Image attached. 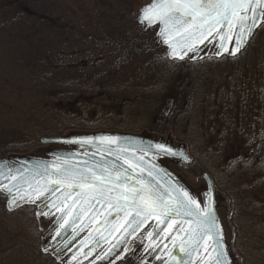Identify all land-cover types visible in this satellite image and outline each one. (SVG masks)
<instances>
[{
    "label": "rangeland",
    "instance_id": "374dc122",
    "mask_svg": "<svg viewBox=\"0 0 264 264\" xmlns=\"http://www.w3.org/2000/svg\"><path fill=\"white\" fill-rule=\"evenodd\" d=\"M17 1L0 0V158L46 157L64 148L40 139L69 134L167 136L191 158L171 171L190 189L211 178L232 264H264V21L238 54L170 61L157 29L137 23L148 0H64L73 12L62 22L79 29L49 39L6 31ZM37 71L69 86L59 108L36 109L21 86ZM35 209L8 211L0 194V264H58L42 251L50 221ZM142 243L114 264H159L138 256Z\"/></svg>",
    "mask_w": 264,
    "mask_h": 264
},
{
    "label": "snow or ice",
    "instance_id": "6c2138e0",
    "mask_svg": "<svg viewBox=\"0 0 264 264\" xmlns=\"http://www.w3.org/2000/svg\"><path fill=\"white\" fill-rule=\"evenodd\" d=\"M258 9H264V0H154L138 13V19L145 28L157 29L160 43L170 49L168 54L174 59H184L188 52H196L198 50L196 45L203 44L209 37L213 39L218 37L219 48L229 52L230 55H235L247 36L251 35L252 29L264 16V11L258 13ZM229 44H233L234 47L230 49ZM98 139L101 143L116 144L120 137L101 136ZM78 142L91 144L93 141L88 138ZM154 147L159 155H182L160 143L155 144ZM119 151L123 152L124 149ZM121 158L118 152L116 159ZM184 159L187 158L184 157ZM143 162V156L135 158L133 154V159L124 160L127 168L123 169L117 165H89L87 161L80 168L53 166L52 171L46 173V185L41 186L39 180L35 187L30 184L32 191L28 195L38 200L45 193L54 194L55 190L47 185L63 186L64 191L57 198L60 203L54 201L50 203V206L61 212L62 215L58 219L71 216L75 211L76 216L72 220L75 225L89 212L94 214L91 218L94 220L95 215L101 211H107L108 215L117 214L112 229L115 231L124 227L120 224L121 216L119 215L123 213L124 224L127 225L124 231L127 236H134L150 218L159 221L160 217L168 218L170 213L194 216L196 227L190 229V235L186 237L190 243L189 250L185 254L190 256L193 251L198 250L206 236L211 237L214 234L217 238L214 240L215 247L212 251L217 252L216 264H221L219 259L221 253L218 249L223 248L222 237L211 208H201L200 203L190 197L187 191H183L181 195L180 189H174L176 196H173L167 188L160 192L156 188L159 181L152 184L144 178ZM68 163L64 161L65 165ZM147 174L152 176V170L149 169ZM4 190L12 192V188L7 186ZM68 199H72L71 204L66 203ZM16 202L17 196L13 195L10 206ZM41 214L48 215L47 212ZM129 216H132L131 220L128 219ZM103 223L106 225L107 220ZM168 227L172 225L169 224ZM80 230L83 231L84 228L81 227ZM59 235L60 233L57 232V236ZM152 235V232L148 233V237ZM121 239H124L123 235ZM181 244L183 245V239ZM112 247L109 248V252L112 251ZM125 250L121 249V251ZM205 250L207 251V248Z\"/></svg>",
    "mask_w": 264,
    "mask_h": 264
},
{
    "label": "water",
    "instance_id": "95a60500",
    "mask_svg": "<svg viewBox=\"0 0 264 264\" xmlns=\"http://www.w3.org/2000/svg\"><path fill=\"white\" fill-rule=\"evenodd\" d=\"M154 2V0H148L143 6H141L137 10V22L138 24L144 29H150L145 28L144 25L139 23L138 19V13L142 11L145 7H147L150 3ZM264 11V9H258L257 12L260 13ZM264 20V16L261 17L260 21L258 22L257 26ZM254 27L252 29L251 35L247 36L245 41L243 42L242 46L240 47L239 51L236 52L239 53L248 43L249 39L253 35L255 29ZM226 31V29H225ZM156 37L158 42L160 43V38L156 33ZM212 43L215 44V56L219 57L222 54H229L227 51H223L219 48V38L213 39L212 37H209L208 40H206L203 44H197V51L196 52H188L184 58L187 60H195L201 56H203L207 49L209 48V44ZM161 44V43H160ZM167 51V58L168 60H181V59H174L171 56H169L170 49L167 48L166 45L161 44ZM228 47L231 49L234 47L233 44H229ZM101 136H114V137H120V140L116 144H106L101 143L99 141V137ZM149 135L145 134L142 136L138 135H132V134H122V133H108V132H97V133H91V134H83V135H76V134H69L67 136H58V137H52V138H42L40 141L41 143L47 144V145H57L61 146L63 148H81L85 146H94V145H100L102 147H105L103 149V152L106 154V156L102 157H96L94 155H87V156H81L77 154L76 152L68 151V150H49L47 152L48 157H36V156H30V155H10L7 157L0 158V192L6 197V208L8 210H13L15 207L29 203V202H35L38 203V207L36 208V215L42 219H48L52 216L58 214L56 216V220L54 224L52 225L51 229L56 226L61 219H58L61 217V212L57 211L55 207L50 206L51 202L60 203V200L57 198L60 197L64 191L63 186L58 185H47L48 187H51L54 189L53 193H45L43 196L40 197V199H35V197H30L28 195L29 192L32 191V187L36 186V182L39 180L41 186L46 185V173H50L52 171L53 166H63V167H69V166H75L76 168L82 167L85 161L89 165L97 164V165H117L120 168L123 169L122 165L117 162L114 157H116L117 153L121 155L123 159H131L132 156L129 154L122 153L120 151H113L108 148L112 149H124L126 151H132V152H143L147 155H154L158 156L160 158H169V159H176L181 162L190 163L191 158L186 154L185 147L183 145L178 144L176 147H173L171 144H169V137L166 138L165 141L162 139L159 141H151L149 139ZM92 139L91 144H84L79 143L78 141H82L84 139ZM70 141H77L75 143ZM160 143L164 146L170 148L173 152L180 153L182 155H159L158 150L154 147L155 144ZM152 145L153 147H149ZM186 157L187 159H184ZM64 161H68L69 163L67 165L64 164ZM146 170L149 169L152 170V175L157 178L158 180L162 181L167 188H169V191L172 192L173 196H176L177 193L174 191V189H177V187H180L183 190H186L185 187L181 184L179 180H174L173 178V184L167 179V177L170 176V174L163 168L155 169L151 168L149 165H146ZM14 177V179H12ZM171 177V176H170ZM201 178L206 184V190L204 192V199H203V205L204 207H210L212 210V213L215 216L216 223L219 226V232L222 237L221 243L223 245L222 249H218V251L221 253L219 259L221 261V264H232L231 256L229 255V252L227 250V246L225 244L224 240V234H223V228L220 223L219 217L217 215L216 211V201H215V191L213 184L208 176L207 173H203ZM147 180V179H146ZM148 181V180H147ZM151 182V181H149ZM152 183V182H151ZM32 185L30 187L29 185ZM5 186L12 188V192L9 193L4 190ZM71 191V189H69ZM160 192H163L160 190ZM17 196V202L15 204H12L10 206V201L12 200V196ZM182 195V192H181ZM20 197H24L21 199ZM67 204L72 203V199H68L66 201ZM42 212H47L48 215H42ZM102 212V211H101ZM101 212L98 214L100 215ZM93 213L89 212L86 216L82 217L83 222L81 226L79 227L78 231L73 234V236L70 237V239L66 242L65 245H63L61 248L56 249L51 252V256L53 258H57L59 253L64 250L68 245H70L76 237L82 232L80 230L81 227L84 228V230L90 225L95 223L96 218L98 215H95V219H91L93 217ZM116 213H112V215H108L107 211H105V215L101 217L100 222L94 224L95 227L89 231L79 242H77L67 253L66 255L58 258L59 264H84L87 261H89L91 258H93L89 264H109V261H111V264H113L123 253L124 251H121V249H126L128 245L130 244V241L138 235L142 230L146 228V225L154 220L149 219L144 225H142L135 233L134 236H127V234L124 232L121 234L118 238L111 241L112 235L118 230L113 231V225L115 223V216ZM121 216L120 224L123 222V213L119 214ZM76 212L74 211L71 216H69V227H74L75 225L72 223V220L75 218ZM81 219V220H82ZM129 220L132 219V216H129ZM190 220L188 227L184 231V233L179 234V236L175 239H171L167 241L164 244L158 245L155 250L151 253L149 258L147 259L148 263H152L159 258L163 259L161 264H183V262H187V264H216L217 259V252L212 251V248L215 247L214 240L217 238L214 234L211 237L206 236L204 238V241L200 244L197 251H193L190 256L186 255L185 253L189 250V240L186 239L188 235H190V229L195 228V217L194 216H184V215H175L174 213H170L168 218L160 217L159 220L164 222L163 227H167L169 224H177L179 221L185 222L186 220ZM107 220V224L105 225L103 222ZM80 222V221H79ZM125 227L127 225L125 224ZM132 227L134 228L135 225L133 224ZM83 230V231H84ZM131 231V229H128ZM50 231V230H49ZM45 232L42 234V239H45L48 235V232ZM111 233V234H109ZM124 236V239H121V236ZM60 236H56L52 243L45 244L43 246V251H45V248H47V251H49L52 248V244H55L60 239ZM157 239H159V234L154 235L152 237V240L149 245V249L146 251L147 253L152 249V247L156 244ZM183 239V245L181 244V240ZM125 240L127 241L125 243ZM84 241L85 243L82 244L81 242ZM110 241V242H109ZM119 241V243H117ZM210 242L209 247L207 248V242ZM115 245V247H112ZM112 247V251L109 252V248ZM182 248L184 249L182 251ZM207 248V251L205 250ZM102 251L97 255V251ZM46 252V251H45ZM75 256V259L73 257ZM95 256V257H94Z\"/></svg>",
    "mask_w": 264,
    "mask_h": 264
},
{
    "label": "flooded vegetation",
    "instance_id": "af4514ba",
    "mask_svg": "<svg viewBox=\"0 0 264 264\" xmlns=\"http://www.w3.org/2000/svg\"><path fill=\"white\" fill-rule=\"evenodd\" d=\"M212 52L215 53V44L212 45V43H210L209 44V48L207 49V54H210ZM145 134H148L150 136L149 139L151 141H156V142L159 141V140H161V139L163 141H165L166 138H167V136L165 138H161V137H155L154 135L149 134V133H145ZM145 134L144 133L143 134H138V136H142V135H145ZM169 144H171L173 147H176L178 145L177 143H173L170 139H169ZM104 148L105 147H102L100 145H94V146H85V147H81V148H64V150L76 152L77 154H79L81 156L94 155L96 157H102L104 155L106 156V154L103 152V149ZM108 149H111L113 151H119L120 150V149H112V148H108ZM122 153L131 155L132 156L131 159H133V154H134V157L135 158H139L140 156H143L144 157V162H143V167L145 169L144 178L147 179L148 181H151L152 184H156V181H159V184H156V188L159 191L160 190L161 191H164V189L167 188V187L165 186V184L162 181L158 180L153 175L152 176H148V174H147L148 171L146 170L145 164L146 165H149L151 168H154V170L155 169H158V168L165 169L170 174V176H171V177L170 176L167 177V179L169 180V184H170V182L173 183V179L174 180L175 179L176 180H179L181 182V184L185 187L186 190H183V189H181L180 187H177V186H176V188L177 189H180L181 192L187 191L189 193V196L190 197H192L198 203H200L201 208L204 207V205H203V199H204V192L206 190V185L204 184L203 187L200 188V189H190L178 177V175L176 173H174L173 171H171L170 165H172V164H181L182 163L181 161H178L176 159L160 158V157L154 156V155H147L146 153L138 152V151L132 152V151H126V150H124ZM46 157H48L47 156V152H46ZM114 159L117 162H119L122 165L123 168H127V164L124 163V160L125 159L121 158L120 160H117L116 157H114ZM153 177L155 179H153ZM167 189L169 190V188H167ZM215 201L217 202L216 195H215ZM27 204H33V205H35L37 207V203H35L33 201L30 202V203H27ZM216 210H217V204H216ZM57 215L58 214L52 216L51 218L46 219L47 221H50V224L46 228L45 232H47L49 230L50 231L48 232V235L46 236V238L43 241L44 242V245L45 244H48V243H52L53 239L57 236V232H59L61 234L60 239L57 242H55V244H52V248L48 251L50 254H51L52 251H54L56 249H59L63 245H65L66 242L70 239V237L73 236V234L78 231L79 227L81 226V224L83 222V219H82L74 227H69V216H66V217H64V219H61L60 222L51 229L52 225L54 224V222L56 220V216ZM104 215H105V211H102L101 214L98 215V217L96 218L95 223L90 224L84 231H82L70 245H68L66 248H64V250H62L59 253V255H58V257L56 259H58V258H60V257H62L64 255H66V253L77 242H79L89 231H91L95 227L94 224L100 222L101 217H103ZM65 220H67V224H65ZM189 222H190L189 219L186 220L185 222L179 221L177 224H171L172 227H168L167 228V227H163L165 225L163 221H161V220L158 221L157 219H154V220L150 221L146 225V228L144 230H142L138 235H136L130 241V243L135 242L137 240L138 241H141V243L143 242L142 245L140 246L139 251H138V256H141L142 255L143 257L149 258V256L151 255V253L155 250V248L158 245L164 244V243H166L167 241H169L171 239H175V238H177L179 236V234L184 233V231L186 230V228L189 225ZM121 224L124 225V227L118 228V230L112 235V237L110 239L111 241L115 240L121 234H123L125 232L124 231V228H125L124 220H123V222ZM61 225H64V226L61 227ZM149 232H152L154 235H158L159 234V239H157L156 244L147 253L146 251L149 249V245H150V242H151L152 237H153V235H152V237H148V233ZM209 244H210V242L208 241L207 242V248L209 247ZM101 251H102V249L101 250H98L97 251V254L95 256H97ZM92 259L93 258H91L89 261H87L84 264H89ZM162 260L163 259L159 258L156 261H159V264H160L162 262Z\"/></svg>",
    "mask_w": 264,
    "mask_h": 264
},
{
    "label": "trees",
    "instance_id": "16d2710c",
    "mask_svg": "<svg viewBox=\"0 0 264 264\" xmlns=\"http://www.w3.org/2000/svg\"><path fill=\"white\" fill-rule=\"evenodd\" d=\"M63 1L64 0L17 1V14L11 20V23L8 25L9 27L7 29L5 27L6 31L13 32L11 30L15 29H17L18 32L24 29V31L32 30L33 33H35L36 38L49 39L52 36H60L63 30L66 32H70V30H78V25L63 23L66 22L65 18L67 15L72 14L73 12L72 8L68 5L64 7L65 3H63ZM59 12L70 13L65 15V17H62L61 14H58ZM133 56H135V53H133L132 57ZM24 73L30 74V72ZM17 79L20 81L21 78L19 79L17 77ZM33 80L32 85L26 87L23 85L24 83L26 84L25 80L21 79V86L27 89V94H30V96L32 95L33 98L35 97L33 101L36 102V109L41 107L43 104L44 106L42 107L47 106V103H50L49 105L52 107L55 106L56 109L59 108L60 106L58 105L63 103V99L66 96L64 93H67V91L69 92V86H64L62 83L50 78V76H47L44 73H40L39 71L33 74ZM18 89L22 88L19 87ZM20 98L22 100L21 93ZM77 102L78 99L73 101L75 104ZM33 108H35L34 103ZM44 109H46V107Z\"/></svg>",
    "mask_w": 264,
    "mask_h": 264
}]
</instances>
